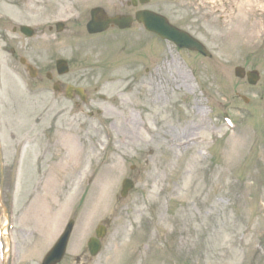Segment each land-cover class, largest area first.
<instances>
[{
  "label": "rangeland",
  "instance_id": "obj_1",
  "mask_svg": "<svg viewBox=\"0 0 264 264\" xmlns=\"http://www.w3.org/2000/svg\"><path fill=\"white\" fill-rule=\"evenodd\" d=\"M95 6L129 10L127 0H0V168L9 201L0 224L12 232L7 219L16 216L18 264H38L35 250L54 237L39 228L59 232L72 218L76 246L93 223L110 226L92 264H264V0L156 1L213 58L170 50L144 30L111 31L93 50L103 70L75 62L70 76L90 103L73 108L32 88L7 44L26 46L12 28L31 24L39 31L31 57L85 56L79 47L91 44ZM237 66L258 69L261 81L236 77ZM128 178L136 186L122 198ZM2 245L3 237L0 264H13Z\"/></svg>",
  "mask_w": 264,
  "mask_h": 264
},
{
  "label": "flooded vegetation",
  "instance_id": "obj_2",
  "mask_svg": "<svg viewBox=\"0 0 264 264\" xmlns=\"http://www.w3.org/2000/svg\"><path fill=\"white\" fill-rule=\"evenodd\" d=\"M156 1L163 2V0H149L148 4L143 5V4H141V0H127V6H128L129 10H125L122 12H116V13H110V14H112V15H115V14L133 15L137 11L143 10V9L152 10L155 12H160L157 10L158 8L157 9L155 8ZM12 29H13L14 33H18L17 36L13 35V37H16V38L26 42V46H24L23 44H18V43H14V42H11V43L8 42L7 49L9 50L8 53H9V58L12 61V66H16V67H18L24 71V73L28 77V80L31 82L32 88L38 89L42 92H49V93H51L52 88L53 89L55 88L58 91L57 93L63 97H67L66 91H67L68 86L73 85L75 87H82V85L78 82L77 79L72 78L70 76L73 73L75 62H76V64L79 63L78 64L79 68L81 70H85V71H97V70H103L104 69V67H103L104 58H99L96 55H93L95 52L93 50H95V48L103 47V45H104V43H100V41H104V39L100 40L98 38H104L106 33H109L110 31L128 32V31H133L134 29H139V30L145 31V29L142 25L135 23V24H133L131 29L125 30V31H121L117 27H112L109 29L108 32L103 33V34H98V35L88 34V41L87 42H89L91 44H87L85 49L83 47H79V48H82L83 50L86 51V55L84 56L83 54L76 52L73 54V56L75 55L74 57H69V61H68L69 62V73L62 75L60 73L59 69L57 68V65H56V61L58 58L51 59V61H49L48 63H44L42 54H38V55L36 54V56L31 57L30 55L32 53V48L29 47L30 46L29 42H30V40H32V38H27V37L24 38V36L22 34L17 32V29L15 27ZM50 31H52L51 28H50ZM143 38L147 39L144 36H143ZM155 39L160 40L156 34H152L150 36V40L155 41ZM159 43L168 46V48L170 50H177V52H181L185 55V49H179L171 43H167V44L163 43V42H159ZM88 47H91L90 50H86ZM83 50H80V51L82 52ZM89 55H92L95 58L90 57ZM22 59L26 60V63L24 62V64H23ZM91 59H93V60L91 61ZM29 63L34 66V69H32L33 70L32 72H30L28 70L27 65ZM43 64H48V65H43ZM82 66L84 67V69L81 68ZM154 73L157 75V71H154ZM88 92H89V90L87 91L85 89V94L87 95L85 100H82L76 94H72L73 95L72 101H74L73 108H76L77 106H79L80 102L83 105L90 103V99H89L90 98V92L89 93ZM102 98H104V97L102 96ZM82 106H80V107H82ZM79 260H82V256H80V258H78V261Z\"/></svg>",
  "mask_w": 264,
  "mask_h": 264
},
{
  "label": "water",
  "instance_id": "obj_3",
  "mask_svg": "<svg viewBox=\"0 0 264 264\" xmlns=\"http://www.w3.org/2000/svg\"><path fill=\"white\" fill-rule=\"evenodd\" d=\"M147 0H143L145 2ZM92 18L88 23V30L90 33H99L107 30L111 24L118 25L120 28H129L132 25L133 17L127 16H114L110 17L103 8H94L91 12ZM137 20L145 24L146 28L150 31L159 33L164 38L174 41L178 46L189 48L191 50H196L201 52L206 56H210L205 46L193 38L186 32L179 30L178 28L172 26L168 20L159 14L152 13L150 11H142L137 14ZM64 27V23H58L57 28L61 31ZM29 26H22L21 30L27 35H33V31L30 30ZM63 61H59V64ZM61 69L63 65L60 64ZM66 69L64 70V72ZM235 74L237 77L246 78L250 84H257L261 79L260 72L258 70L246 71L244 67L238 66L235 69ZM80 92V91H78ZM243 99L248 102V99L243 96ZM134 184L130 180H125L123 184L122 196H127L128 192L133 188ZM74 221H71L68 225L65 233L61 237L58 244L55 246L53 251L47 255L44 264H57L63 258L69 237L73 230ZM101 245L96 239L91 240L90 249L93 254H97Z\"/></svg>",
  "mask_w": 264,
  "mask_h": 264
}]
</instances>
